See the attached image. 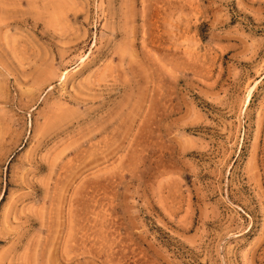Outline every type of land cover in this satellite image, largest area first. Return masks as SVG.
Returning <instances> with one entry per match:
<instances>
[{
	"label": "rangeland",
	"instance_id": "1",
	"mask_svg": "<svg viewBox=\"0 0 264 264\" xmlns=\"http://www.w3.org/2000/svg\"><path fill=\"white\" fill-rule=\"evenodd\" d=\"M0 264H264V0H0Z\"/></svg>",
	"mask_w": 264,
	"mask_h": 264
}]
</instances>
